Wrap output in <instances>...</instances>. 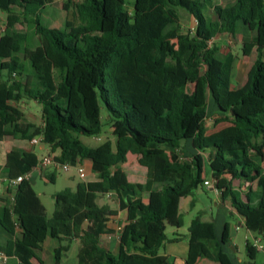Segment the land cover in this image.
<instances>
[{"label":"trees","instance_id":"1","mask_svg":"<svg viewBox=\"0 0 264 264\" xmlns=\"http://www.w3.org/2000/svg\"><path fill=\"white\" fill-rule=\"evenodd\" d=\"M55 1L0 0V12L7 15L0 32V139L41 137L53 153L59 151L60 163L91 161L100 182L56 194L49 217L32 182L23 181L15 200L0 207V252L13 264H44L39 253L53 239L59 244L54 261L60 264L67 244L80 239L78 264H172L161 254L166 229L183 227L182 198H194L205 187L206 154L217 180L230 174L251 184L244 198L230 183L217 188L246 229L264 241V0H236L227 7L218 0H81L65 6L73 7L65 28H51L42 13ZM179 10L195 18V32L182 28ZM19 24L34 26L37 47ZM170 30L177 47L165 54ZM238 34L243 56L256 52L257 58L245 84L234 89L236 55H223L214 39ZM167 57L173 65L163 64ZM160 86V100L151 108L129 100ZM208 95L221 116L217 121L226 123L211 134ZM24 100L41 105L43 127L21 123L24 115L14 105ZM101 102L108 124L116 125L115 142L91 147L82 137L104 132ZM188 143L198 152L191 164L183 161ZM129 154L147 171L143 183L130 182L121 167ZM38 163L35 152L12 151L0 174L17 178ZM47 179L55 183L56 174ZM110 192L118 195L128 219L116 255L100 245L102 235L113 233L108 228L113 209L99 204ZM230 241V222L218 239L213 223L195 218L186 264L204 259L235 264L225 250ZM246 250L254 261L257 248L248 241Z\"/></svg>","mask_w":264,"mask_h":264},{"label":"rangeland","instance_id":"2","mask_svg":"<svg viewBox=\"0 0 264 264\" xmlns=\"http://www.w3.org/2000/svg\"><path fill=\"white\" fill-rule=\"evenodd\" d=\"M80 1L81 0H56L52 5L47 6L46 9L43 11L42 13L43 23L51 28H65L66 22L73 19V7L71 6L69 10H66L65 6L71 5V3L75 4ZM217 3L222 6H226V5H229V0H218ZM208 14L210 16H213V10L212 9L209 10ZM179 15H180V25L182 26V28L187 31L189 30L190 32H195V29L197 26V22L195 18L189 15L184 10H179ZM6 24H7V15L0 12V32L1 33H4L6 29ZM17 28L22 32H26L29 35L31 47L35 48L39 45L38 38L35 35V29L33 25L27 26V25L19 24ZM222 39H223L222 36H218L217 38H215L214 41L215 43L220 45L221 53L223 55L227 54L230 51L236 55V69L232 77V85H234V88L241 87L246 82L248 71L257 57L256 52H254V54H252L250 57L243 56L242 54V47H243L242 39L243 38L241 34L236 35V36L229 35L226 40H222ZM176 47H177V35L175 31L170 30L169 35H168L167 47L165 48V54H167L171 49H174ZM239 60L241 63H240V66L237 68V63L239 62ZM163 64L173 65L174 61H172L170 57H167L165 59V62H163ZM242 68L244 69V73L239 71V69L241 70ZM201 72H203V69L201 70ZM160 89H162V86L158 87L156 90H152L150 93H148V95L138 96V97H133V98L130 97L129 100H131L132 102L136 104L142 105L144 107L151 108L155 106L160 100V97H161ZM193 89H194V85H189V88H188L189 92H192ZM24 101H26V104L23 103ZM24 101L18 104L19 107L23 105L25 106L23 109L24 111L22 110L24 113V121L28 114V116H30L31 118L34 117L33 120L41 123V121L43 120L41 119V115L39 112L41 111V107L39 105H36L35 103H31L32 105L29 104L30 100H24ZM208 103H209V119L206 122V129L210 131L208 133H212L214 131L224 128L226 126V123H219L217 121L220 117L216 118V115H217L216 108L212 102V98L210 95H208ZM15 105L17 106V104ZM101 105H102L101 118L104 124L103 126L104 132L102 133V135L98 137H91V138L82 137V141L91 147H96L104 143L107 140L115 142L116 125L113 126V125L108 124L107 110L104 108V105L102 102H101ZM40 145H43V143H41ZM36 147H37L36 153H38L41 157L47 154L53 153L50 147H48L49 153H46L44 155L43 151H41L37 145ZM191 150L194 152V150L191 147V144L188 143L185 149L184 155H183V161L188 164L192 163L194 156H195V154L191 152ZM55 154L59 157V151L55 152ZM208 159H209V155L207 154L206 165L208 169V176L209 178H211V170L209 167ZM57 161L59 160L57 159ZM81 163L84 165L85 161ZM121 167L127 173H132V169L134 167L140 168L142 170V174H138V175L135 174L136 176H138L136 180L140 181V180H143V178H144V181L146 180L147 171L144 167L139 165L136 156L129 154L127 163L121 165ZM263 167H264V164H263ZM53 173L56 174V178L58 176L57 183L56 182L52 183L49 181L47 182L43 177L42 178L40 177L41 174L39 173H37L36 177L33 179V184H34L36 191L43 193L42 199L45 204V207L48 210V215H52V213L55 210V199H53L52 197L53 194L64 190L67 184L69 185L72 184V186L77 184L78 182H79L78 185L84 184V183H81L82 178L79 177L75 169H72L69 172H65L63 168L61 167V165H59V163L45 168V170L43 171V176L48 177L49 175H52ZM66 174L69 176L70 175L73 176L72 180L68 181L69 183L65 181L67 179ZM133 176L131 174V178ZM211 182H213L214 184V180H211ZM224 182L230 183L234 188L241 191L242 195H243V192H246L248 189V188L243 189L242 182H240L234 175L229 174L228 176H224L223 179L219 182V185L222 186ZM219 196H221V194H219ZM243 198H244V195H243ZM103 199L107 201V199L105 198V195L100 196V200L103 201ZM194 199H195L194 207L192 208L190 207L189 210H187L186 212L182 214V218L184 221L183 227L180 229H177V228L168 226V230H167L168 237L173 236L172 235L173 230H176V231L180 230L181 235L183 236L187 235L189 233V227L191 225V222L197 217H201L202 220L205 218L210 219L213 217L216 221V224L218 225L219 224L221 225L219 221H221L224 218L225 220L229 221L232 225H234L233 218L230 215L226 214V211L222 210L220 206H217L218 203L220 202V199L217 193L214 190H211V188H206V187L199 188L194 193ZM109 204L118 208V204H119L118 198H116L115 200L111 198ZM221 227L223 228V226ZM219 231L220 230L218 228V233ZM235 234H237L235 235V237L238 236L237 241L242 246L243 255H245V253H247L246 248H245L246 241L247 239L253 240L254 234L248 233L246 229H239L237 233L235 232ZM78 248H79V245H76L75 248L71 251L70 259H66V258L64 259L63 257L62 264H77L78 259H77V254L75 253V251H77ZM52 255L53 253L49 254V252L47 251L46 253L45 252L43 253V251L40 253V257L42 258L41 260H43L44 264H56L54 261V257Z\"/></svg>","mask_w":264,"mask_h":264},{"label":"crops","instance_id":"3","mask_svg":"<svg viewBox=\"0 0 264 264\" xmlns=\"http://www.w3.org/2000/svg\"><path fill=\"white\" fill-rule=\"evenodd\" d=\"M235 2H236V0H229V5H226V6H223V7L232 6L233 4H235ZM251 29H252V35L255 36L256 27L252 26ZM222 37H223L222 40H226L227 39L226 36H222ZM240 63L241 62L239 60V62L237 63V68L240 66ZM235 69H236V66H235ZM239 71L244 73V69L243 68L241 70L239 69ZM234 73H235V70H234ZM232 88H234V85H232ZM237 88H239V87H237ZM237 88H234V89H237ZM23 103L26 104V101H24ZM31 103H35L36 105H39L37 102H34V101H30L29 104H31ZM14 106H16V105H14ZM39 106L41 107V105H39ZM16 107H18L22 111L25 106L23 105V106L19 107V105H17ZM23 111H22V113H23ZM39 112H40V115H41V119H43V117H42V107H41V111H39ZM216 114H217L216 118L221 117L218 113H216ZM23 115H24V113H23ZM33 119H34V117L31 118L27 114L25 121H24V118H23L21 123H23L24 125L36 124V125H38L40 127H43V125H44V121L43 120L41 121V123H39V122H37V121H35ZM208 119H209V117L207 118V120ZM207 120H206V122H207ZM207 132H210V131L207 130ZM214 132H216V131H214ZM209 134H211V133H209ZM48 147L49 146H46L44 144L38 146V148L41 151H43L44 155L46 153H49L48 152V150H49ZM36 148L37 147L32 143V141L17 140V139H14L13 137H10V136L1 138L0 139V169H2L5 166L6 161H7V155L10 152H12V151H21V152H35L36 153ZM191 152H193V151L191 150ZM193 153L196 155L198 152L194 150ZM36 154L38 155V157L40 159L41 156L38 153H36ZM205 157H207V154L205 155ZM84 167H85V170H86V175H85L84 179H82L83 181L81 180V183H84L85 185H89V184H96V183L100 182V180L98 179L97 173H95L93 171L91 161L86 160L85 163H84ZM137 167H134L132 169V173H127L126 171L125 172L127 173L130 182H132V183H143L144 182V178H143V180H140V181L136 180L138 176H136L135 174H137V175L138 174H142V170L140 168H137ZM130 172H131V170H130ZM131 174H132V176L133 175H135V176H133L131 178ZM225 176H228V175H225ZM35 177H36V174L34 175V178ZM40 177L41 178L43 177L47 182L49 181L47 179V177H44L43 175H41ZM66 177H67V179L65 180L66 182L72 180V178H73L72 175L69 176L67 174H66ZM223 177H222V179H223ZM206 180L210 181V182H211V180H214V184H213L214 187L211 186L210 188H211V190H214L216 192L215 188H217V186L219 185V182L221 180H217L212 172H211V178H209L208 169H207L206 175H205V181ZM57 181H58V176H57L55 182L57 183ZM32 184H33V181H32ZM78 184H79V182L77 184L73 185V186H72V184H70V185L67 184L65 189L66 188H70V189L76 191V190L79 189L78 188V186H79ZM242 184H243V189L248 188V185L249 186L251 185L250 183H242ZM33 186H34V184H33ZM59 192H61V191H59ZM59 192H56L55 194L52 195L53 199H55L54 198L55 195L58 194ZM37 193L39 194V196H40V198H41V200L43 202V199H42L43 193H40V192H37ZM217 195H218V197L220 199V202L218 203L217 206H220V208L222 210H225L226 214L230 215L233 218V220H234V225H232L230 223L231 224V241H230V245L226 246L225 250L231 255V257H232V259H233L235 264H264V241H263V249L262 250L257 249V256H256V259L254 261H251L248 258V255L246 256L247 253H245V255H243L242 246L238 243V241H237L238 236L235 237V235H237V234H235V232L237 233L239 229H246V227H245V219L242 216L238 215L232 209L230 201H223L222 197L219 196L218 193H217ZM105 198L107 199V201L105 199H103V201H101L99 199V204L100 205L109 204L110 199L112 198L113 200H115L116 198H118V195L116 193H114V192H110V193L105 195ZM193 199L194 198L192 196L182 198L181 203H180V213H181V215L184 212H186L187 210H189L190 207L191 208L194 207L195 204L193 205ZM6 200H8V198L1 193L0 194V207L4 206ZM145 201L147 202L148 199L146 198ZM118 203H119V198H118ZM110 206L113 209V214L110 217V221L108 222V228L111 229L113 231V233L102 235L100 237V245L105 250L110 251L111 253L116 255L119 252V250H120V236H121L122 232L124 231V228H125L126 224L128 223V219H127L126 211L119 210V204H118V208H116V207H114L112 205H110ZM47 214H48V210H47ZM48 216L52 217L53 213H52V215H48ZM203 221L206 222V223H213L214 224L215 233H216L218 239H221V237H222V233H223V230H224L225 223L229 222V221H227V220H225L223 218L221 221H219V223H221V225L220 224L218 225V224H216V221H215V219L213 217L210 218V219H206L205 218V219H203ZM221 226H223V228ZM218 228L220 230L219 233H218ZM167 230H168V227L166 229V235H167ZM247 232L248 233H252V232H250L248 230H247ZM172 235H173L172 237H168L167 236L168 239H167V241L165 243L164 248L161 251V254L169 257V259L172 262V264H186V260H187L188 253H189V233L187 235L183 236V235H181L180 230L179 231L178 230L177 231L173 230L172 231ZM255 239H257V237L255 235H254V239L253 240L247 239L246 244H245V248H246V245H247L248 241L254 245ZM80 243H81L80 239H73V242L71 244H67L68 245V253L64 257V259L65 258L66 259H70L71 251L75 248L76 245H79V248L77 249V251H75V253L78 256V253H79L80 249L82 248V244H80ZM58 246H59V244H58V242L56 240L48 239L46 241L42 251H43V253L44 252L46 253V251L49 252V254L53 253L52 256L54 257V250ZM246 252H247V250H246ZM40 253H39V257H40ZM40 259H42V258L40 257ZM62 262H63V259L61 260L60 264H62ZM9 263L13 264L14 261L12 260L10 262V260H9L7 264H9ZM35 263L38 264L36 261H35ZM200 264H213V263L204 259V260H202L200 262Z\"/></svg>","mask_w":264,"mask_h":264},{"label":"built area","instance_id":"4","mask_svg":"<svg viewBox=\"0 0 264 264\" xmlns=\"http://www.w3.org/2000/svg\"><path fill=\"white\" fill-rule=\"evenodd\" d=\"M32 143L35 146L36 145L39 146L41 143H43L42 138L37 137V138L32 140ZM57 163H59V165H61V167L63 168V170L65 172H69L72 169H75L77 174L79 175V177L84 179V177L86 175V170H85V167L82 163H78L77 165H72L70 163H60L59 161H57V155L55 153H51V154H47V155L41 157L39 159L38 165L32 171L25 173L23 175H20L17 178H8V177H4L0 174V194L2 193L8 199H10L11 201H14L18 187L23 181H31L32 182L35 174L39 173V174L43 175V171L45 170V168H47L48 166L57 164ZM204 185L206 188H210L211 186L214 187L213 183L210 181H207V180L205 181ZM215 190L218 194L222 193L220 188H215ZM254 246L257 249L262 250L263 249L262 238L257 237V239H255ZM9 260H10V258L7 255L0 252V264H7Z\"/></svg>","mask_w":264,"mask_h":264},{"label":"water","instance_id":"5","mask_svg":"<svg viewBox=\"0 0 264 264\" xmlns=\"http://www.w3.org/2000/svg\"><path fill=\"white\" fill-rule=\"evenodd\" d=\"M129 192H125V195H127ZM132 195H134V193H131Z\"/></svg>","mask_w":264,"mask_h":264}]
</instances>
